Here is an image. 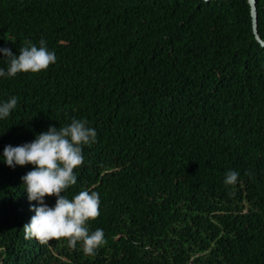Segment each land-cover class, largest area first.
Returning <instances> with one entry per match:
<instances>
[{"label":"trees","instance_id":"obj_1","mask_svg":"<svg viewBox=\"0 0 264 264\" xmlns=\"http://www.w3.org/2000/svg\"><path fill=\"white\" fill-rule=\"evenodd\" d=\"M41 39L56 64L0 79V100L19 98L0 156L87 119L98 140L65 195L100 194L88 223L106 243L86 255L26 238L36 202L21 177L34 166L0 162V264H264V45L250 1L0 0V47Z\"/></svg>","mask_w":264,"mask_h":264},{"label":"clouds","instance_id":"obj_2","mask_svg":"<svg viewBox=\"0 0 264 264\" xmlns=\"http://www.w3.org/2000/svg\"><path fill=\"white\" fill-rule=\"evenodd\" d=\"M5 65L0 67V79L14 78L21 73H39L57 63V55L47 47V41L27 42L14 54L11 48L0 47ZM19 98L11 96L0 100V120H5L17 108ZM98 140V133L87 119L73 117L71 123L57 129L49 126L37 134L31 142L20 145H6L0 162L15 169L17 166L33 165L22 179V186L28 194L31 211L35 214L24 226L26 238L41 242L67 238L69 245L76 248L78 242L86 255H94L106 243L101 228L92 231L89 221L101 215L100 194L94 190L82 189L69 198L65 192L78 183L79 173L75 171L84 164V148ZM240 173L230 170L224 183L236 185ZM63 193V195H61ZM55 196L56 203L49 205L46 197Z\"/></svg>","mask_w":264,"mask_h":264},{"label":"water","instance_id":"obj_3","mask_svg":"<svg viewBox=\"0 0 264 264\" xmlns=\"http://www.w3.org/2000/svg\"><path fill=\"white\" fill-rule=\"evenodd\" d=\"M252 8V17H253V28L258 40L264 45V39L260 36L258 29V9H257V0H249Z\"/></svg>","mask_w":264,"mask_h":264},{"label":"rangeland","instance_id":"obj_4","mask_svg":"<svg viewBox=\"0 0 264 264\" xmlns=\"http://www.w3.org/2000/svg\"><path fill=\"white\" fill-rule=\"evenodd\" d=\"M62 241H59V243H61Z\"/></svg>","mask_w":264,"mask_h":264}]
</instances>
